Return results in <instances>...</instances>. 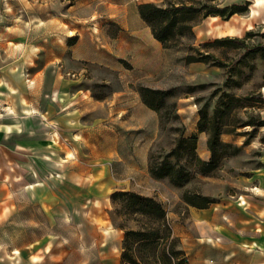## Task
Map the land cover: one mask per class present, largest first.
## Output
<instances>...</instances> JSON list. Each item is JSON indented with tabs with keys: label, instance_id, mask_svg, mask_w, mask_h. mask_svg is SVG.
Listing matches in <instances>:
<instances>
[{
	"label": "rangeland",
	"instance_id": "obj_1",
	"mask_svg": "<svg viewBox=\"0 0 264 264\" xmlns=\"http://www.w3.org/2000/svg\"><path fill=\"white\" fill-rule=\"evenodd\" d=\"M144 1L166 5L181 0H0V34L6 32L7 48L15 46L13 38H22L23 64L27 63L22 65V73L28 82L38 73L42 80L81 76L99 85L111 80L120 87L124 79L131 81L132 88L150 86L169 91L165 106L145 119L149 125L154 115L158 120L150 154L164 155L181 133L190 136L197 132L196 152L209 159L208 132L199 130V121L203 115L220 120L226 129L221 139L238 146L239 151L224 156L213 173L203 175L189 166L192 177L180 187L151 174L131 181L130 189L163 204L171 225L178 213L182 223L187 216L185 191L217 200L245 192L264 197V125L247 124L251 119H264V99L257 98L259 94L264 97V59L245 48L204 45L218 37H244L249 30L254 33L247 37L249 45H264V0H209L221 6L250 4L247 11L227 20L208 16L197 21L193 35L182 37L173 48H164L147 28L136 27L137 7ZM51 34L53 40L49 41ZM78 37H84L85 45L93 37L97 50L109 41L119 62L122 60L121 68L72 58L71 46ZM35 44L36 66L30 69L29 49ZM207 52L227 64L185 60L189 53ZM180 163L185 164V158ZM10 170H5L7 180ZM68 170L45 162L35 168L30 161L22 163L19 192L0 204V264H106L115 255L122 264L125 229L143 228L146 219L128 212L121 198L89 199L94 191L89 183L90 169ZM35 180L39 181L34 189L38 196L31 198ZM102 215L110 220L109 227L98 225Z\"/></svg>",
	"mask_w": 264,
	"mask_h": 264
},
{
	"label": "crops",
	"instance_id": "obj_2",
	"mask_svg": "<svg viewBox=\"0 0 264 264\" xmlns=\"http://www.w3.org/2000/svg\"><path fill=\"white\" fill-rule=\"evenodd\" d=\"M135 20L136 27L151 31L138 7ZM5 36L6 32L0 34L1 205L19 192L26 161L33 168L39 162L67 170L89 168V183L96 194L89 199L93 200L107 199L118 186L130 189L132 180L150 176L149 154L158 120L154 115L152 125L145 122L155 110L143 102L138 88L129 86L130 80L122 79L119 87L111 80L99 85L81 76L42 80L37 73L28 82L22 73V65L27 64H23L22 38H13L15 46L7 48ZM92 38L85 45L84 37H78L71 46L72 58L120 69L122 60L119 62L110 42L97 50ZM37 45L29 49L30 69L36 66ZM6 169H13L9 180ZM38 182H33L31 198L38 196L34 190ZM186 204L184 223L178 220V213L171 226L180 237L188 264H264L263 196L245 192L208 207ZM100 221V227L111 225L104 215ZM119 258L115 255L106 264H118Z\"/></svg>",
	"mask_w": 264,
	"mask_h": 264
},
{
	"label": "trees",
	"instance_id": "obj_3",
	"mask_svg": "<svg viewBox=\"0 0 264 264\" xmlns=\"http://www.w3.org/2000/svg\"><path fill=\"white\" fill-rule=\"evenodd\" d=\"M250 1L245 4H231L221 6L209 0H193L190 2L177 1L161 5L153 1H144L138 4L141 18L150 26L153 36L164 48H173L180 44L182 37L192 36L195 23L210 15H218L223 20L229 19L236 13L248 10ZM249 30L246 36H224L204 45L231 46L245 48L249 53H258L264 59V45L251 47L247 37L253 35ZM187 62H205L218 66L227 63L214 54L189 53ZM143 102L155 111H160L166 104L169 91L150 86H139ZM258 100L264 97L259 94ZM247 124L251 126L264 125V119H251ZM199 130L208 132L207 146L211 151L209 159H203L196 152L198 133L190 136L183 133L177 139L176 145L164 155H149V172L157 179L168 178L174 186L185 185L192 177L191 167L195 171L208 175L220 165L224 156L239 151L238 146L221 139L226 131L218 118L208 119L204 115L199 121ZM233 149L230 150L229 148ZM172 157L175 161L172 160ZM185 158L186 163H180ZM115 200L121 198L128 212L137 213L146 219V226L140 229L127 228L124 235V251L121 255L122 264H188L185 250L181 248L177 235L167 218V211L163 204L155 197L141 194L137 191L116 190L111 194ZM183 199L186 203L197 207H208L218 201L209 195L195 191H185Z\"/></svg>",
	"mask_w": 264,
	"mask_h": 264
},
{
	"label": "bare ground",
	"instance_id": "obj_4",
	"mask_svg": "<svg viewBox=\"0 0 264 264\" xmlns=\"http://www.w3.org/2000/svg\"><path fill=\"white\" fill-rule=\"evenodd\" d=\"M255 2H258L259 0H254ZM212 19H216L218 17V15H210L209 16ZM243 201V200H242ZM244 203V202H243Z\"/></svg>",
	"mask_w": 264,
	"mask_h": 264
}]
</instances>
